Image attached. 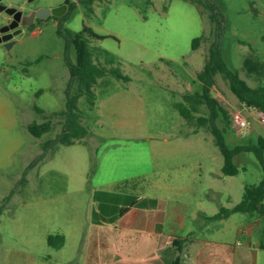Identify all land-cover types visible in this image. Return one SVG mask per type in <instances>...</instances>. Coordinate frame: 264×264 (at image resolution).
<instances>
[{"label":"rangeland","instance_id":"rangeland-1","mask_svg":"<svg viewBox=\"0 0 264 264\" xmlns=\"http://www.w3.org/2000/svg\"><path fill=\"white\" fill-rule=\"evenodd\" d=\"M21 1L2 3L14 7ZM210 1L218 11L214 26L189 0H95L90 16L78 6L59 24L40 23L8 46L0 43V264H99L96 233L114 230L108 223L141 195L205 207L214 215L220 206L238 204L245 186L263 179L258 158L245 151L234 159L239 173L223 174L224 157L198 120L210 116L206 103L196 104L191 122L177 108L191 106L185 96L201 91L197 73L214 43L250 86L264 85V76L249 75L243 65L247 56L264 61V0ZM7 18L0 11V24ZM84 25L103 36L89 39L95 62L130 79L107 73L94 88V106L85 96L79 99L89 130L82 141H56L60 116L37 138L28 125L66 109V91L76 90L67 64L75 62V51L61 32ZM212 95L230 114L231 147L264 138L259 110L240 103L220 73ZM237 114L247 120L245 127H237ZM257 217L264 220V210L231 214L236 228L228 240L246 244L237 226ZM218 223L214 216L212 227ZM49 235L62 236L63 244L49 245Z\"/></svg>","mask_w":264,"mask_h":264},{"label":"trees","instance_id":"trees-1","mask_svg":"<svg viewBox=\"0 0 264 264\" xmlns=\"http://www.w3.org/2000/svg\"><path fill=\"white\" fill-rule=\"evenodd\" d=\"M198 5L201 13L209 19L210 23H218L216 11L217 6L210 0H189ZM95 0H82V6L88 16L93 13V4ZM63 38L67 44H71L75 51V62L71 63L67 59V64L70 69L71 82L76 84L75 92L66 91V109L62 111H53L44 116V120L40 123L33 122L29 124L27 129L33 136L39 138L43 134L48 133L52 129V124L56 117L62 118L63 127L61 133L56 139L57 142L64 145H73L82 141L88 134V128L82 123L83 112L80 110L79 99L85 96L90 105H95L96 93L95 86L99 79L107 73L115 75L119 79L128 81L129 76L124 75L119 68H106L95 62L92 52L89 47L90 38H103L96 33L92 27L84 25L82 30L73 32L67 30ZM204 38V35L193 40V48H197L199 42ZM244 68L249 75L255 74L264 76V61L258 56H247L243 62ZM220 73L228 81L231 91L237 96L240 103L255 107L264 113V85L252 87L246 80L240 77L237 71L231 69L224 60L222 50L219 44L214 43L209 50L208 58L206 59L204 68L197 73V77L202 82L201 91L189 93L185 96L186 102L177 104L180 114L189 122L193 118L192 112L196 110L197 103H206L209 110V117H199V124L207 125L212 132L215 143L219 147L223 157L224 165L222 172L224 175H237L239 168L235 163V156L240 152H252L258 158L262 168L264 169V138L260 137L257 143H242L235 146H230L227 142L226 134L231 128L230 114L212 95V87L215 83V76ZM36 110L44 114L45 111L38 107ZM222 119L224 125L220 127L219 120ZM52 140H48L45 144L48 145ZM141 199L132 200L130 205L139 204ZM125 209L122 208L120 214ZM264 210V177L258 184L245 186L243 199L233 208H221L215 217H227L232 213H259ZM186 238H176L174 243L179 249H182ZM48 243L53 247H60L63 244V237L60 235H49ZM171 264H180L178 257Z\"/></svg>","mask_w":264,"mask_h":264},{"label":"crops","instance_id":"crops-1","mask_svg":"<svg viewBox=\"0 0 264 264\" xmlns=\"http://www.w3.org/2000/svg\"><path fill=\"white\" fill-rule=\"evenodd\" d=\"M140 199L137 205H124L125 210L108 223L114 230L96 233L99 264H171L178 257L180 264H261L262 217L237 226L236 235L244 233L246 244L232 243L228 236L236 227L229 221L231 214L218 218L213 228L216 214H210L208 208L193 210L189 203L162 196L141 195ZM179 237L186 238L181 250L174 243Z\"/></svg>","mask_w":264,"mask_h":264},{"label":"flooded vegetation","instance_id":"flooded-vegetation-1","mask_svg":"<svg viewBox=\"0 0 264 264\" xmlns=\"http://www.w3.org/2000/svg\"><path fill=\"white\" fill-rule=\"evenodd\" d=\"M78 6H82V0H22L20 4L14 6L22 13L21 19L18 21L19 25L15 29L9 30V32L13 33L15 30H19L20 32L18 34H20L25 29L33 30L40 23L48 21H54V23L59 24L69 11H72ZM54 10L58 15L53 12ZM40 12H44L45 15H39ZM2 13H5L8 18L0 24V27L10 24L13 21V15L5 11H2ZM31 16L32 18L30 20H26ZM2 34L0 33V35Z\"/></svg>","mask_w":264,"mask_h":264},{"label":"water","instance_id":"water-1","mask_svg":"<svg viewBox=\"0 0 264 264\" xmlns=\"http://www.w3.org/2000/svg\"><path fill=\"white\" fill-rule=\"evenodd\" d=\"M1 1L2 0H0V11L1 12L5 11L6 13L13 15V21L10 24L3 25L2 27H0V33H3L2 35H0V43L4 42L5 45L8 46L13 36L17 35L20 32L19 30H15L12 33V32H9V30L15 29L19 25L18 21L21 19L22 13L21 11H18L16 7H10V6L4 5L3 3H1ZM53 12L57 14L55 10ZM39 15L44 16L45 13L40 12ZM31 18L32 16L26 20H30Z\"/></svg>","mask_w":264,"mask_h":264},{"label":"built area","instance_id":"built-area-1","mask_svg":"<svg viewBox=\"0 0 264 264\" xmlns=\"http://www.w3.org/2000/svg\"><path fill=\"white\" fill-rule=\"evenodd\" d=\"M255 109H257V108H255ZM259 112H260V116L264 120V113L262 111H259ZM234 121H235L237 127H239V128H243V127H245L247 125V120L244 119L241 115H238V114L235 116Z\"/></svg>","mask_w":264,"mask_h":264}]
</instances>
